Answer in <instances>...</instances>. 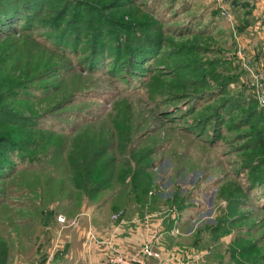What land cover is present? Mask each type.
I'll list each match as a JSON object with an SVG mask.
<instances>
[{
	"label": "rangeland",
	"instance_id": "rangeland-1",
	"mask_svg": "<svg viewBox=\"0 0 264 264\" xmlns=\"http://www.w3.org/2000/svg\"><path fill=\"white\" fill-rule=\"evenodd\" d=\"M263 9L260 0H130L114 12L134 10L140 20L157 18L177 41L210 35L231 62L226 73L236 77L226 93L247 88L255 96L256 82L264 75ZM32 47L26 42L19 49ZM161 58L156 62L160 68L170 64ZM75 69L63 79H46L56 86L45 94L30 92L14 99V104H24L22 114L36 126L26 128L27 145L9 158L12 165L0 178L2 264H70L64 255L78 253L81 229L101 234L123 224L132 231L139 226L147 230L141 234L142 244L151 248L166 234L178 239L179 250L193 255L190 264H248L253 257H264L262 199L245 192L248 173L235 172L244 142L237 135L252 125L232 131L224 126L219 139L211 142L210 128L201 133L187 126L218 99L211 104L197 101L188 115L191 97L165 96L159 105L153 101L159 97L153 94L159 86L153 73L132 89L107 75ZM246 106L227 108L224 124ZM81 156L103 166L106 184L98 191L80 187ZM222 187L239 192L241 202L231 213L235 222L229 233L213 241L205 228L214 222L218 208L226 207L227 200L217 196ZM114 213H119L115 219ZM242 246L251 253L231 255Z\"/></svg>",
	"mask_w": 264,
	"mask_h": 264
},
{
	"label": "trees",
	"instance_id": "trees-1",
	"mask_svg": "<svg viewBox=\"0 0 264 264\" xmlns=\"http://www.w3.org/2000/svg\"><path fill=\"white\" fill-rule=\"evenodd\" d=\"M126 2L130 0H0V178L12 165L9 158L27 145L26 128L36 126L35 120L22 114L27 109L24 104H14L17 96L45 94L56 86L46 79H63L75 68L107 75L132 89L143 83L146 74L153 73L152 80H159L158 90L152 89L153 94H159L153 100L157 105L165 96L169 100L191 97L194 100L188 104L189 115L196 109L197 101L211 104L219 100L193 119L187 126L191 132L200 129L202 133L210 128L212 142L219 139L224 126L232 131L252 125L237 135L244 142L237 147L242 161L235 172L248 173L245 192H255L254 197L262 199L264 205V108L257 107L256 94L255 99L247 88L226 93L228 83L236 77L226 73L232 70L231 62L222 56L225 50L213 37L200 33L184 42L177 41L157 18L140 20L134 10L114 12ZM26 42L32 43V49L20 50ZM162 56L170 63L162 64L164 68L156 63L162 61ZM245 104L244 111L225 125L226 109ZM77 164L84 191H98L106 184L101 164L93 166L92 159L85 156ZM223 188L218 189L217 196L227 200L226 207H219L214 222L204 227L213 241L229 233L235 222L231 213L241 202L239 192ZM212 204L214 207V201ZM250 253V247L242 246L232 249L231 255ZM4 256L0 251V264ZM263 258L253 257L248 264H259Z\"/></svg>",
	"mask_w": 264,
	"mask_h": 264
},
{
	"label": "crops",
	"instance_id": "crops-1",
	"mask_svg": "<svg viewBox=\"0 0 264 264\" xmlns=\"http://www.w3.org/2000/svg\"><path fill=\"white\" fill-rule=\"evenodd\" d=\"M260 2L264 4V0ZM136 230L139 231V235L126 224L113 227L111 225L110 229L107 227L101 234L96 233L95 230H88L92 233L90 237L87 231L81 229L77 234L78 253L64 255V259L70 264H107L105 256L109 248L125 256L138 254L143 246L141 234H146L147 230L141 226ZM167 235L163 236L157 244L158 247L155 245L156 247L151 248L157 251L159 256L145 257V264H190L193 255L189 251L179 250L180 241L174 237L167 239Z\"/></svg>",
	"mask_w": 264,
	"mask_h": 264
},
{
	"label": "built area",
	"instance_id": "built-area-1",
	"mask_svg": "<svg viewBox=\"0 0 264 264\" xmlns=\"http://www.w3.org/2000/svg\"><path fill=\"white\" fill-rule=\"evenodd\" d=\"M264 11V9H263ZM262 58L264 60V44L261 47ZM256 96L257 102L260 107L264 108V75L260 78L259 81L256 82ZM119 213H114L111 215V218L115 219ZM61 222L64 221L63 216L58 217ZM88 236L92 237V233L87 231ZM159 253L155 250H152L150 246L144 244L140 252L135 255L125 256L117 251H109L106 254V262L107 264H145V257H158Z\"/></svg>",
	"mask_w": 264,
	"mask_h": 264
}]
</instances>
